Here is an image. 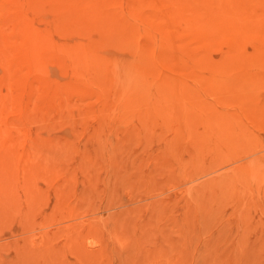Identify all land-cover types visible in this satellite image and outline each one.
Returning <instances> with one entry per match:
<instances>
[{"label": "rangeland", "instance_id": "rangeland-1", "mask_svg": "<svg viewBox=\"0 0 264 264\" xmlns=\"http://www.w3.org/2000/svg\"><path fill=\"white\" fill-rule=\"evenodd\" d=\"M0 264H264V0H0Z\"/></svg>", "mask_w": 264, "mask_h": 264}, {"label": "bare ground", "instance_id": "bare-ground-1", "mask_svg": "<svg viewBox=\"0 0 264 264\" xmlns=\"http://www.w3.org/2000/svg\"><path fill=\"white\" fill-rule=\"evenodd\" d=\"M125 40H126V38H125V37H122L121 40H120L119 38H116V39L113 40V42H115V43H117V42H119V43H124ZM110 42L112 43V41H110ZM112 45H113V44H112ZM116 45H117V44H116ZM28 59H29V57H28Z\"/></svg>", "mask_w": 264, "mask_h": 264}]
</instances>
